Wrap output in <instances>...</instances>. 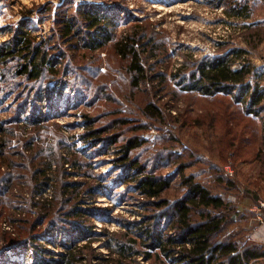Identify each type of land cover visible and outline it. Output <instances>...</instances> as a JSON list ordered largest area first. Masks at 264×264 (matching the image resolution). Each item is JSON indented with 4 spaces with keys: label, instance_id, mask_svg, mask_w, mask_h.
Returning <instances> with one entry per match:
<instances>
[{
    "label": "rangeland",
    "instance_id": "rangeland-1",
    "mask_svg": "<svg viewBox=\"0 0 264 264\" xmlns=\"http://www.w3.org/2000/svg\"><path fill=\"white\" fill-rule=\"evenodd\" d=\"M218 1L0 0V47L11 41L14 26L23 21L37 42L48 40L51 43L54 49L51 54L58 58L52 74L40 81V88L28 81L11 91L6 88L5 82L12 73L5 74L0 66V121L4 122L3 136L0 137L6 142L4 153L0 155V165L3 172H13L15 178L12 194L0 195V264H20L23 260L24 249L17 248L12 254L8 244L10 236H26L20 234L22 220L25 219L23 211L30 209L35 218L39 216L40 209L43 213L47 212V209L34 207L29 196L35 194L49 198L50 192L45 187L39 194L36 192V182L32 179L35 173L44 169L54 178L57 177L53 180L54 187L59 186L57 180L62 178L61 171L65 169L70 175L64 178L65 181L77 180L90 186L97 184V180L90 177L91 173L99 175L111 171V176L102 184L104 187L97 189L91 197L85 195V201L79 205L81 208L92 206L97 209L98 213L87 219V224L94 225L97 233L108 230L123 233L124 224L140 221L144 211L139 207L140 197L133 195V198H127L125 187L116 183L121 176V171L113 164L116 151L110 149L105 154L98 153L100 147L88 148L80 138L86 132L87 119L83 117L86 115L99 119L96 127L132 116L134 122L122 129L133 128L135 131L141 123V108L151 102L160 107L167 121L161 126L150 123L153 129L146 132L147 143L133 153L134 157H140L143 162L151 160L149 163L154 165L152 161L155 156L168 155L177 149L187 151L186 161L200 158L201 163L186 172L195 174L237 207L239 221L231 231H239L241 237L264 246V224L258 219L261 216L264 220V112L258 122L237 113L232 115L229 134L230 139L237 136L236 145L224 150L221 157L225 144L217 142L219 138L212 129L206 128V124L212 118L210 112L221 111L224 105L219 101L212 105L209 99L199 98L200 93L196 96L182 92L181 80L189 79L191 61L208 56L214 58L232 51L235 53L230 58L236 60L232 69H241L250 63V75L260 79V88H264V25L244 30L245 23L264 20V0H250L253 17L248 20L227 16L224 13L227 5ZM65 4L70 6L66 12L60 10ZM87 5H102L105 12L108 11L117 21L115 26L108 28L113 39L100 48L85 46L88 37L82 34L80 23L75 25L76 30L69 40L64 37L62 19L67 18L66 15L73 16L78 9ZM138 25L142 26L143 31H150L154 41L149 44L148 39H143L138 43L147 69V79L136 87L132 84L134 74L129 68L131 60L116 52L115 45L125 35L139 31ZM257 33L260 39L255 37ZM253 35L254 38H251ZM153 44L160 47L155 53L151 51ZM178 74L180 76L176 77ZM10 79L17 81L13 77ZM42 83H48L49 87L42 86ZM96 83H103L104 87L95 90ZM120 109V115L116 114ZM197 110L202 115H208L203 121L204 126H195L201 122ZM41 113L47 119L41 124L36 123L33 117H39ZM220 120L217 124L223 126V130L224 119ZM158 127L163 128L155 129ZM254 130L259 131L256 138L251 136ZM134 133L141 134L140 131ZM249 137L251 140L244 139ZM233 151L238 154L237 158L231 157ZM75 159L83 164L92 161L96 167L92 170L83 166L75 177V170L63 165L65 160L71 164ZM50 161L55 165L51 171L47 166ZM9 165L14 168L8 169ZM173 170L170 168L165 174ZM222 175L227 177L226 181L235 179V186L227 189L226 184L218 180ZM174 181L173 189L169 192L171 197L180 192L176 187L181 179L177 177ZM92 199L95 202L90 205ZM16 207L23 215L15 211ZM236 216L234 220H237ZM57 226L68 227L62 220ZM55 227L48 224L37 227L34 234L40 236L38 243L43 248L61 252L63 248L57 246V241H63L65 236L60 237L61 232ZM53 237L56 239L55 245L46 242ZM106 242V237L98 236L93 243L98 255L109 252ZM32 257L26 261L27 264H30ZM141 259H137L139 264H148Z\"/></svg>",
    "mask_w": 264,
    "mask_h": 264
},
{
    "label": "trees",
    "instance_id": "trees-1",
    "mask_svg": "<svg viewBox=\"0 0 264 264\" xmlns=\"http://www.w3.org/2000/svg\"><path fill=\"white\" fill-rule=\"evenodd\" d=\"M218 2L227 5L224 11L227 16L242 20L253 17L250 0H219ZM87 6L78 9L73 16L66 15L67 18L62 19L64 37L69 40L76 30L75 25L80 23L82 34L85 38L88 37L85 46L100 48L113 39L108 28L115 26L117 21L108 11L105 12L102 5ZM69 8L70 6L65 4L60 10L66 12ZM245 24L244 30H251L263 26L264 20ZM137 27L140 28L139 31L125 35L115 45L116 52L125 59L130 58L129 68L134 74L132 84L136 87L147 79V69L143 64V54L137 47L138 43L143 39H148L149 44L154 41L150 31H143L140 25ZM12 32L11 41L0 47V66L5 74L12 73L10 78L13 77L17 81L9 78L5 86L12 91L16 86L29 81L31 85L39 87L40 81L53 71L57 63L58 58L51 54L54 50L53 46L48 40L37 42L31 29L26 28L23 21L15 25ZM255 35L260 39L259 33ZM251 38H254V35ZM159 48V45L153 44L151 51L155 53ZM234 53L232 51L214 58L208 56L191 61L192 69L189 77L187 76L189 79L181 80L182 92L196 96L200 93L202 96L200 95L199 98H206L207 101L209 99L210 104L215 105L219 101L224 105L221 111L215 110L214 113L209 111L212 118L206 124V128L212 129L213 134L217 135V139L219 138L216 139L217 142L221 145L225 144V147L222 146L221 157L224 150L227 151L236 145L237 136L230 139L229 134L232 115L237 113L251 119L252 122H255V119L258 122L264 112V88H260L261 80L250 75L252 73L250 63H246L241 69H232L236 60L230 56ZM179 76L180 74L176 77ZM42 86L47 87L48 83H42ZM102 87H104L103 83H96L95 90H101ZM121 111L122 109L118 110L116 114ZM197 113L201 122L195 126H204L203 121L207 114L202 115L199 110ZM43 115L41 113L39 117H33L34 121L40 124L45 122L47 118ZM141 115L139 120L141 123L135 129L141 134L137 133V135H134L133 128L122 129L125 125L129 126L134 122L132 116L115 120L103 127H96L95 124L99 122L97 117L83 116L87 119L86 132L80 138L88 148L100 147L98 153L105 154L110 149L116 151L113 164L121 171L116 183L125 187L127 198H133V195L140 197L139 207L144 210L140 221L124 224L123 233L109 230L97 233L94 225L87 224V219L98 213L97 209L92 206L81 208L79 205L85 201L83 199L85 195L91 197L103 186L105 179L111 176V171L99 175L91 173L90 177L95 178L97 184L90 186L82 181H65L64 178L70 177L68 169H65L61 171L62 178L57 180L59 186L54 187L53 180L57 177L54 178L44 169L35 173L32 179L36 182L34 187L36 192L39 194L45 187L50 192L49 198L37 197L35 194L29 196L30 203L34 207L47 209V212L43 213L40 209L39 216L35 218L30 209L29 212L27 211L28 214L23 211L25 219L22 220L23 227L20 228L22 231L20 234L26 236L15 235L14 232L15 236L8 238L10 252L14 254L17 248L24 249L20 264H27L26 261L30 256H33L30 264H139L138 258H142L141 260H145L148 264H264V246L249 241L247 237H241L239 231L235 233L231 231L239 221L237 207L233 206L222 193L214 191L203 180L198 179L195 174L186 172L201 163L200 158L186 161L184 158L187 151L180 152L177 149L168 155L155 156L156 159L152 161L155 162L154 165L149 163L151 160L143 162L140 157H134L133 153L147 143L146 132L148 129H153L150 128V123H159L161 126L167 121L164 112L154 102L141 108ZM221 118L224 119L223 130V126L217 124ZM262 120L264 127V116ZM248 128L250 130V125ZM3 132L4 122L0 121V135ZM257 134L259 131L254 130L251 136L256 138ZM244 139L248 140L250 137ZM5 143L0 137V155L4 153ZM231 153H233L231 157H238L236 152ZM63 165L75 170L73 173L75 177L79 175L76 173L83 166L92 170L96 167L92 161L83 164L78 159L71 164L65 160ZM47 166L51 171L55 165L50 161ZM1 167L2 165H0V195L4 193L11 195L15 180L14 173L3 172ZM7 167L10 170L14 168L13 165ZM170 168L174 169L173 172L165 174ZM222 176H219L218 180L224 182L227 189L235 186V179L228 178L229 180L226 181L227 177ZM177 177L181 179L180 185L176 187L180 192L171 197L169 192L173 189ZM94 202L92 199L89 204L92 205ZM15 211L21 210L16 207ZM18 214L21 216L22 213ZM235 215L237 220L233 219ZM61 220L68 227H58L57 224ZM47 224L52 228L56 226L55 228L61 232L60 237L65 236L63 241H57V246L63 248L61 252L55 250L54 252L39 245L40 236L34 233L37 227H44ZM5 235L9 236L7 233ZM98 236L107 238L106 248L109 251L107 254L96 253L97 247L93 243ZM46 242L55 245L56 239L53 237Z\"/></svg>",
    "mask_w": 264,
    "mask_h": 264
},
{
    "label": "built area",
    "instance_id": "built-area-1",
    "mask_svg": "<svg viewBox=\"0 0 264 264\" xmlns=\"http://www.w3.org/2000/svg\"><path fill=\"white\" fill-rule=\"evenodd\" d=\"M258 219H259V221H260L262 224H264V220L262 219L261 216H259Z\"/></svg>",
    "mask_w": 264,
    "mask_h": 264
}]
</instances>
